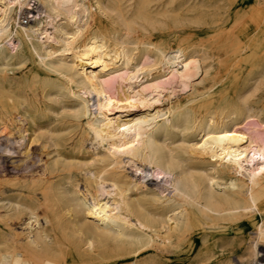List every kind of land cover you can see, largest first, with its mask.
I'll return each instance as SVG.
<instances>
[{
    "label": "bare ground",
    "instance_id": "6f19581e",
    "mask_svg": "<svg viewBox=\"0 0 264 264\" xmlns=\"http://www.w3.org/2000/svg\"><path fill=\"white\" fill-rule=\"evenodd\" d=\"M5 160L0 264H254L264 0H0Z\"/></svg>",
    "mask_w": 264,
    "mask_h": 264
},
{
    "label": "rangeland",
    "instance_id": "374dc122",
    "mask_svg": "<svg viewBox=\"0 0 264 264\" xmlns=\"http://www.w3.org/2000/svg\"><path fill=\"white\" fill-rule=\"evenodd\" d=\"M38 10L41 11V8L39 7ZM191 30H195V29L191 28ZM172 46H175L174 42L172 43ZM33 152H34V154L32 155V157H33L32 161H29L28 165L25 166V167H27V168H25L27 172L24 171L25 173L24 172L20 173L22 171V167L21 168H16L15 170L13 169L15 171V172H13L12 169H10L9 160H5L3 162V166L0 168V176H2L3 174H6V175H8L10 177L11 175H14V174L16 175V174H19V173H20V175H22V176H24L26 178H30L32 176H36L37 173L42 171V169L44 167V161L46 159V154H45V151L42 148H40V147L33 148ZM27 176H29V177H27ZM227 230L230 233L233 232L232 228H228ZM252 230L253 229L250 228V229L247 230V232H250ZM196 242H197V244H196V248L195 249H190L189 247H187L184 250H182L181 252H178V253H175V254H173V255H171L169 257L163 258V261L166 262V264H191L192 261L194 260V257H195V255H196V253L198 251L199 244H200V242L198 240ZM228 254H229L228 256H230V259L233 262V264H238L235 253H228ZM216 261H218V260L215 259V261L213 260L212 262L215 263ZM121 263H122V261H117L114 264H121ZM205 264H209V263H205Z\"/></svg>",
    "mask_w": 264,
    "mask_h": 264
},
{
    "label": "built area",
    "instance_id": "2783aa9c",
    "mask_svg": "<svg viewBox=\"0 0 264 264\" xmlns=\"http://www.w3.org/2000/svg\"><path fill=\"white\" fill-rule=\"evenodd\" d=\"M254 264H264V251L254 260Z\"/></svg>",
    "mask_w": 264,
    "mask_h": 264
}]
</instances>
